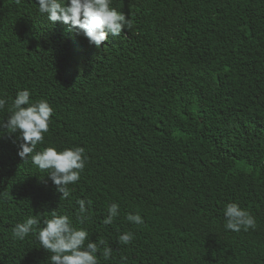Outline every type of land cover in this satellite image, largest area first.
Masks as SVG:
<instances>
[{
	"label": "trees",
	"instance_id": "trees-1",
	"mask_svg": "<svg viewBox=\"0 0 264 264\" xmlns=\"http://www.w3.org/2000/svg\"><path fill=\"white\" fill-rule=\"evenodd\" d=\"M112 6L132 29L97 48L38 0H0V95L11 105L28 89L54 109L36 151L80 146L88 157L61 200L48 171L18 155L19 132L0 127V264H50L35 234L12 229L53 210L113 249L99 264H264V0ZM79 199L92 201L83 224ZM230 202L254 230L225 229ZM111 203L119 215L105 225ZM125 232L134 239L122 245Z\"/></svg>",
	"mask_w": 264,
	"mask_h": 264
},
{
	"label": "clouds",
	"instance_id": "clouds-1",
	"mask_svg": "<svg viewBox=\"0 0 264 264\" xmlns=\"http://www.w3.org/2000/svg\"><path fill=\"white\" fill-rule=\"evenodd\" d=\"M112 4L113 0H38V10L40 14L46 15L48 21L70 24L78 35L99 48L109 35L118 37L125 28L128 31L132 29V21ZM30 95L28 89L19 90L11 105H8L5 95H0V111L7 106L9 113L6 122L0 121V127L6 128L9 133L19 132L22 142L19 144L18 155L24 161L31 159L32 164L41 171L47 170V176L57 186V191L62 193L61 200H66L71 196L69 185L79 181L88 157L85 149L80 146L59 151L49 146L43 151H36L37 144L43 142L44 134L49 131L54 109L46 99L31 103ZM77 204V214L83 224L90 219L92 201L79 199ZM107 212L108 215L103 219L105 225L111 224L119 215V205L109 204ZM224 217L226 230L240 232L256 228L255 217L238 203H228L224 208ZM127 220L137 225L144 222L139 213L128 214ZM41 223L43 227H40ZM30 233L35 234L40 246L51 253L50 264H99L98 253L104 260L112 256L113 249L104 239L92 242L85 228H77L69 215L58 214L56 210L51 212L50 218L45 217L41 221L39 215L30 216L12 229L13 238L21 241ZM133 239L132 232H125L118 237L122 245L130 244ZM121 264H127V257H121Z\"/></svg>",
	"mask_w": 264,
	"mask_h": 264
}]
</instances>
